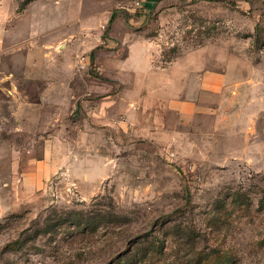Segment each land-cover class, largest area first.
Listing matches in <instances>:
<instances>
[{
  "label": "rangeland",
  "instance_id": "374dc122",
  "mask_svg": "<svg viewBox=\"0 0 264 264\" xmlns=\"http://www.w3.org/2000/svg\"><path fill=\"white\" fill-rule=\"evenodd\" d=\"M72 12L71 83L16 84L29 28ZM3 13L0 264H264V0H0ZM118 17L160 64L219 63L227 87L205 98L217 107L184 122L133 101L132 76L116 83L96 64L117 66ZM9 88L42 115L11 114Z\"/></svg>",
  "mask_w": 264,
  "mask_h": 264
},
{
  "label": "crops",
  "instance_id": "0c3cea01",
  "mask_svg": "<svg viewBox=\"0 0 264 264\" xmlns=\"http://www.w3.org/2000/svg\"><path fill=\"white\" fill-rule=\"evenodd\" d=\"M55 15L56 19L60 18L59 13ZM66 18V23L61 25L45 24L44 27L38 25V27L33 26L29 28V34L33 36L30 40L36 41L37 43L35 44L37 45L33 43L34 45L27 47L23 66L25 75L21 76V79H16V84L21 85L25 82L40 86L42 83H48L49 85H53V83H71L72 76L69 75L71 73L70 68L72 67L71 57L77 43L70 44L68 42L62 43L61 41L75 32V13H69ZM8 19L9 17L5 13L0 16V32H3L5 37H7L8 32H12L8 30L9 28L6 25ZM117 19H115L117 22L116 26L111 28V38L109 40L111 41L110 44L112 42L120 44L117 50H115L117 55L113 56V58L117 59V66L107 67L104 61L111 57L102 54L97 57L96 64L99 69L111 76L116 83H126L125 76L129 77L131 75L132 90L134 91L132 96L133 101L142 100L140 102L143 104L144 98L147 95L148 100H156V103L153 104L156 109L174 111L184 122L191 119L199 111H211L217 107L213 103L205 102V98L207 94L219 95L225 92L228 79L227 75L219 70V63L217 66H212L210 63L205 64L202 60H188L181 59L180 57L179 59L173 58L169 61H162L163 63L160 64L157 61L159 60L158 53H152L151 47L147 46L146 41L141 38L140 31H135L133 27L127 26L124 17H118ZM111 20H113V17ZM132 20L136 19L131 18L130 21ZM146 21L147 15H142L137 19V22L145 23ZM13 34L17 35L16 31ZM5 40L4 43L7 41ZM58 43L61 48L58 47L59 50H55ZM125 46H127L126 57L120 58L118 56L120 49ZM129 60H132L130 65L127 64ZM41 68H43V74L45 75L50 72L53 80H40L39 77L41 76L39 74L37 76L32 75L35 69ZM141 84L143 85L142 87ZM18 89L16 92H13L11 88L8 89L10 94L13 93L14 100L19 101V104L11 111V114L13 113L21 117L32 116L34 118L42 115L43 107L41 102L36 103L37 105L31 103L32 105L29 107L26 104L28 102L25 95H21ZM45 90H49V88H39L37 89V93L38 91L43 92ZM119 94V91H117L116 95L118 96ZM10 99L13 100L12 98ZM153 105L151 103L146 104L147 107H153ZM43 161H46V158L38 160L35 163L34 172L37 175L39 173L42 176L44 173L45 167Z\"/></svg>",
  "mask_w": 264,
  "mask_h": 264
}]
</instances>
